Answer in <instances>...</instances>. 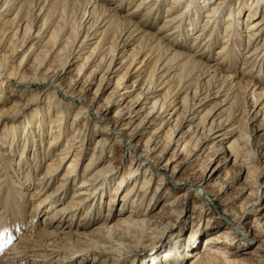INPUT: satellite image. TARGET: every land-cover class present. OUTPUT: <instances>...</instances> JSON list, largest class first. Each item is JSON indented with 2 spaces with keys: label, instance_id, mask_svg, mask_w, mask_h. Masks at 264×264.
<instances>
[{
  "label": "bare ground",
  "instance_id": "bare-ground-1",
  "mask_svg": "<svg viewBox=\"0 0 264 264\" xmlns=\"http://www.w3.org/2000/svg\"><path fill=\"white\" fill-rule=\"evenodd\" d=\"M122 1L120 0V2ZM184 1L171 0L167 8L170 14L166 15L167 18L164 20L161 29L168 27L171 31L168 34L179 32L178 35L182 33V35L186 36L185 34H189L192 29L197 27V22L195 23L196 17L193 18L191 15L196 16L199 10L207 8L208 11L203 15L205 17L203 26L190 38L193 41L192 46L196 43V47H200V49L208 48L210 52H212V46L216 43V40H219L217 28L221 22V16L217 19L216 15L220 11H224L227 5L231 6L228 16L222 19L226 21V23H223L226 28L231 29H227L221 34L222 45L214 52L215 55L213 54V58L218 57L217 59L222 60V62L227 63L229 66H223V64H217V62L213 64L207 61H200L195 57V53L173 51L164 42L162 37L141 31L137 23L132 19L142 13H145L144 15L147 18H150L153 14V9H155V12L159 11L161 7L160 2H163V0H140L133 11L128 13L130 16L128 18L120 15L117 9L113 7L107 8L103 6L99 3V0H67L61 6L56 7V9L54 7L53 11L57 12L56 17L58 18L54 26H48L47 18H44L35 35H30L33 25L30 21L26 22L23 30L26 40L29 37L31 38L29 41L37 38L45 40L46 37L48 39L44 45H40L39 47L37 44L39 41L37 40V42L30 44L29 49L38 47L37 50H39L35 56L34 63L30 67L26 68L29 54L25 53L17 63L16 68L11 69L9 61L14 63V57L19 53V50H22L24 43L27 41L25 40L22 44H16L18 39L17 31L23 24L20 21L21 18L19 19L18 17L20 9L13 19L14 21L16 19L17 21L19 20L17 29L15 28L14 31H10L1 22L4 19V15L8 13V11L5 12L4 10L7 8V4L4 2L5 5L4 7L2 5L0 10V49L3 43L6 42V39L10 43L8 44V51H6L7 49L0 50V122L7 124L9 122L7 121L8 118L9 120L11 118L15 120L16 117L18 119L27 118L31 116V112L36 114L33 115L34 118L32 120L28 119L24 123V132L20 138V140H24L22 141V148L20 150V159L27 164L28 170L25 180H28L29 184L33 177V167L27 158V151L31 146L28 140L34 137L32 146L36 161L35 168H37L38 166L41 167V156L42 158L47 155L49 157L51 152H54V147L61 139V128L63 131L62 138L66 134L68 136L64 147L58 152H54V157L47 161L46 170L42 172L36 181V186L32 189L25 185V182L21 181V175L19 174L21 166H18V170L15 169L13 167V159H8V153L3 154L4 165L0 168V175L2 176L0 180L4 177L1 180L3 182L2 188H0V264H15L23 260L26 264H53L54 262L57 264V262L59 263L63 259L67 260L69 255L77 251L82 256L91 255L92 261H98L99 257L104 256L106 258L102 260V264H109L108 262L119 264V262H122L120 256L124 255L125 259H128L129 256H132L130 254L135 252L138 244L141 245V248L137 249L138 251L147 246L156 247L166 230L169 234L175 231H171V224L166 226L160 235L153 236L156 232L151 231V222L156 217L166 213L180 197L176 195L170 199L171 192L167 188L166 193L170 196L163 202L158 211L151 212V209L155 205V203L151 204L154 198L149 195L147 196L146 192L149 190V181L153 177H156L159 181L162 180L163 184H167L165 170L168 169L171 162L178 158L175 153L180 147H182L183 152H186L190 156L192 161H195V158H198L199 152L205 149L207 140L212 141L211 148L217 150L224 147L225 141L234 135H238L240 139L230 146V149L235 154L239 153V158H234V162H239L245 167L249 166L248 172L251 174L250 178L253 177V170H256L253 164L254 159L264 157V153L261 155L260 150L256 149L255 144L258 143L257 146L260 149L264 147L260 145L261 142H258V139H255L253 131L249 132L247 130L249 128L248 124L256 116L259 114L264 116V87L259 90L257 86L259 74L254 76L256 81H258L255 83L253 79L251 81L246 80L240 75V73H243L249 76L251 75L250 71L242 70L239 73L234 71L231 72L230 76H227L228 74L225 75L224 70H231L232 66L236 70L237 55H239L240 50L239 44L241 43L242 46L243 42V39H241L243 35L241 26L250 18L256 16L259 6L264 4V0H188L186 6H181ZM43 5L39 7L38 13L35 15L36 17L41 13ZM77 5H79L78 9H80L79 14L82 15L75 18L74 24L78 18L81 21L88 13L87 18L90 17L89 21H92L89 27L96 26L99 19H102L101 22L104 21L105 24L108 23V25L104 33H102L103 35L95 41V45L86 51L82 63L79 64L77 76L86 74L89 68L91 69L86 74L80 88L75 90L74 88L78 84L76 81L80 77L78 79L72 78L68 84L63 76L66 75L68 72L67 68L73 63L70 58L78 57L72 55L75 49L71 48L77 45L79 26L71 29L70 33L66 32L68 31L66 29L67 17L68 15L71 16V10H74V7ZM179 6L180 9L174 11ZM34 8L36 9V7ZM215 16L217 20L213 24L212 19ZM92 18L95 19L91 20ZM189 20L191 23L186 24ZM209 23H212V25ZM116 25L118 27L116 35L110 42H103L106 40L108 33L112 32L113 26ZM187 25H190V27ZM263 29L264 11L258 19H255L248 25L247 35L249 44L247 45L259 42ZM208 30L210 32L207 33ZM65 37L66 39H64ZM140 37V41L145 43L146 46L140 49L138 44L136 51L133 52L136 49L134 48L130 53L126 54L128 51L126 47L134 44ZM85 38L86 36L81 41V44L84 45L81 47V50L87 48L84 42ZM62 44L63 46L61 47ZM247 45L245 46L246 49ZM9 51L11 52L9 54V57L11 55V59L8 58ZM78 52L76 51L74 54ZM54 53L57 54L58 58L50 60L51 55ZM257 64L259 65L257 71L260 73L263 71L262 65H264V37L262 42L256 43L247 53L245 50L242 68L250 67L252 70ZM149 66H151L150 69L148 68ZM170 68L178 72H175L169 79L165 80L170 74L168 73V69ZM6 71H8V75H6ZM193 71L196 72L194 74H196L197 80L200 79V82L197 87H194L195 89H193V93L191 94L192 90H190L189 84L192 82L188 78L192 77ZM101 72L102 75L98 78ZM119 72H122V74L117 79V84L114 90H112V94L106 98L103 104L96 106L94 102L89 101L82 94L85 91L92 90L97 79L99 84L94 93L100 92L102 88H106L110 84L111 79ZM132 74L137 75V78L133 82H129ZM5 77L8 80H4ZM171 78H178L177 82L171 83ZM204 78H208L206 81L207 85H204L202 81ZM216 87L219 88L213 89ZM164 88H166L165 91L160 92ZM30 89H32L33 95L30 99L31 101H28L26 100L27 94H24ZM182 89L186 90V94L180 99L179 94ZM239 89H242L241 91L245 99H247L248 94L251 95L250 98L252 99L250 105L245 100L244 113L247 121L244 120V123H246L244 129L240 128L241 125L235 126L232 123L233 118L213 117L210 110L200 116L195 114L197 109L202 106L201 102L206 99L209 93L217 96L220 94L219 92L225 90L228 91L225 92V96H227L232 90L235 93ZM9 91L21 92L14 96V99H11L7 96ZM133 93L135 95L127 99ZM202 93H206V95L200 98L199 96ZM114 96L119 97L117 103L120 107L116 111L118 122H113L106 117L109 108H106L105 105ZM237 96L238 94L235 93L232 95V99L235 100ZM41 97L45 98V103L39 116L37 109L34 108L37 104L36 102ZM259 105L261 106L258 108ZM71 106L75 108V112L70 122L71 124L67 125V117L71 111L68 107ZM253 111L255 112L251 117L250 114ZM51 113H54L56 118L51 123L53 126H51L52 130L50 133L53 132L55 135L50 139L49 147L46 151L43 147L45 124L47 123L46 116L49 118ZM93 116L103 123L102 126L108 132V138L110 135L118 134L119 139L116 140V143L129 152L130 163L128 171L117 180L115 190L112 191L115 193L119 188L127 185L130 180H133L132 185L122 194L121 204L123 205L129 196L133 199L129 205L131 208L127 210L121 206L117 215H114V220L112 217L113 221H110L111 215L106 213L107 217L97 224L95 229H91L90 231H72L73 219L77 212L83 210L82 215L87 218L92 206H95L94 203L97 195L101 191H107V184L103 187L105 180H109L111 176H116L118 173V165L114 162L100 163L103 160L99 159L100 154L97 151L102 150L105 153L107 150V146L105 145L108 138L104 135L97 138L84 170L81 171V168L79 170L78 162L88 145V142H86L87 137L84 135L85 124ZM34 119L40 120L39 125L35 126L38 129V135L34 130L35 128L31 129ZM210 119L212 120L210 121ZM79 120L83 122V125L73 130V125L77 124ZM186 122H189V126L186 130H183V125ZM156 124H159L158 128L153 129V126ZM129 125H133L132 134L129 135L127 131V135H125L123 131L127 130ZM20 127H16L10 131H17ZM70 131L73 132L68 133ZM146 133H150V135L147 137L144 149H142L143 143L139 142V139ZM2 134H5L4 130H2ZM39 134L41 136L37 137ZM29 135L31 137H28ZM193 141H196L195 145H193L195 148H190ZM13 146L10 147L12 153L15 151L13 150ZM41 147H43L42 150ZM158 150H160L159 154L154 155V152ZM166 153H172L174 158H171V156L166 164L161 166L159 162L160 158ZM69 157L71 158L68 160L67 166L59 179L60 182L49 191V188L55 183L54 177L57 175L61 163ZM7 165L8 167H6ZM94 167L95 169L89 174V171ZM9 170H12L15 174H10ZM142 173L144 177L139 184L135 179H137L138 175L141 176ZM72 181V185L75 187H73L72 194L70 195L69 185ZM174 184L177 185L176 182ZM136 186H138V190H135ZM263 186L264 181L256 182V189L252 193L258 195L264 193ZM210 189L211 187L200 189V195L203 196L204 200L201 201V205L195 203V208L199 210L200 208L203 209L207 205L206 200H214L211 198L212 195L214 197L218 196L223 191L221 189L219 193L214 195L213 190ZM43 190H45L44 193H42ZM134 190L136 191L135 194H133ZM61 195H63L64 199H62ZM42 196L44 197L41 198ZM65 198L69 199L56 207L51 213L52 204L56 201L65 200ZM110 198L108 210L114 202V196L112 195ZM100 199H102V196H100ZM46 202H49L47 208H43L44 210L39 212V214L46 213L42 221L44 226L40 227L37 232L32 231L31 233L29 228H34L37 225V222H35L37 209L42 203ZM142 203L147 205V211H144V213L139 209ZM224 206L228 208L229 213H237L238 208L233 206L232 203L224 202ZM245 207L242 205L241 209L245 210ZM94 210H96V207ZM27 211H30V221L27 220ZM261 212L256 216L255 223L247 218H243L244 221L238 220L236 222L228 218L230 223L224 225L221 229L222 231L218 234L208 236L207 244L204 242L198 248L200 249L198 253L188 260L186 264H239L242 259L236 253L243 248L241 246L242 237L246 236L247 238L250 231L252 233L256 232L252 238L257 243L248 253L251 255L257 254L259 257L263 256L260 252H264V233H262L264 232V208ZM234 218L236 217L234 216ZM26 220L27 223L25 222ZM90 220L87 222H90ZM21 230H26V232L23 231V235L19 237L18 234L22 232ZM12 231L19 238L15 243H11L13 242L11 241ZM194 234L195 232L191 230L188 236L193 238ZM129 236L135 237L139 243L136 246L125 243L122 238ZM178 236L172 237L171 242H176L175 240ZM146 238L155 239L154 245L145 244L143 240ZM207 240L205 239V241ZM142 244L144 245L143 247ZM131 246H133L134 250H131ZM178 247H171L169 251L164 252V255L161 256V258L165 257L163 260L157 257L159 262L153 264H172L171 259L183 258V254L181 255V253L179 254L175 251H179ZM91 251L92 253H90Z\"/></svg>",
  "mask_w": 264,
  "mask_h": 264
},
{
  "label": "rangeland",
  "instance_id": "rangeland-1",
  "mask_svg": "<svg viewBox=\"0 0 264 264\" xmlns=\"http://www.w3.org/2000/svg\"><path fill=\"white\" fill-rule=\"evenodd\" d=\"M65 1L67 0H0V10L1 7L5 4L6 5V11H8L7 14L4 15V19L1 20L2 23H4L7 26V29H9L10 31H14L15 28L17 29V25L19 20L17 21V19L14 21V16L15 14L19 11L18 17L20 19V21H22V27L18 29L17 31V43L16 44H22L26 39H25V35L23 34V30H24V26L26 24L27 21L32 22L31 24L33 25L31 30H30V35L34 34L38 31V29L41 26L42 21L44 20V18H47L48 21V26L56 24V22L58 21V18L56 17V13L54 12L53 9L55 7H59L61 6ZM4 2H6L4 4ZM140 2V0H123L122 2H120V0H99V3H101L103 6L107 7V8H111L113 7L114 9H117L118 13L122 16H126L127 18L130 17L128 15V13H131L133 11V9L136 7V5ZM159 2V1H158ZM161 3V7L159 9L158 12H155V9H153V14L150 16V18H147L144 14H138L137 17L133 18L132 20L134 22L137 23L138 27L140 28L141 31H145V32H149L152 34H155L157 36L162 37V39L164 40V42L170 46L172 48L173 51H183V52H190V53H195V57L197 59H199L200 61H207L210 63H216L219 64H223V66H227L228 64L225 62H222V60L217 59V58H213V54L214 52L217 50V48H219L222 45V35L224 33L225 30L227 29H231V28H226L225 24L226 21L222 20L224 19L226 16H228L229 11L231 10V6L227 5L224 8V11H220L218 13L217 19L218 17L220 18L221 16V22L219 23V26L217 28L218 30V34H219V40H216V43L212 46V52H210V50L208 51L207 49H200V47H196V43L192 46V39L190 37H193L198 30H200L199 28H201V26H203V22L205 17L203 16L205 14L206 11H208L207 8H202V10H199V12H197V15H191L193 18L196 17V21L197 22V27H195L194 29H192L190 31L189 34H185L186 36L179 34V32H174L172 34H168L169 32H171L168 27L161 29L162 25L164 24V20L167 18L166 15H169L170 12L167 11V8L169 6V4L171 3V0H163V2ZM188 3V0H185L181 6H186V4ZM44 4V5H43ZM119 4V5H118ZM43 5V9L41 11V13L36 17L35 15L38 13L39 7H41ZM234 6V5H232ZM259 6V5H258ZM36 7V9L34 8ZM53 7V8H51ZM79 5L74 7V10H71V16L68 15L67 17V26L66 29L68 31H66L67 33H70V30L73 28H77L78 27V39L76 41V46L74 48L71 49H75L74 51H79L76 54H72L75 56H78L77 58H70V60L73 61V63L67 68V73L66 75L63 76L64 80L69 84L70 80L72 78L74 79H79L76 81L78 84L77 86H75V90H78L86 76V74L88 73V71L91 69L89 68V70L86 72V74H83L81 76H77V68L78 66H80L79 64L82 63L83 61V57L86 55V51H88V49L90 50V48H92L95 45V41L100 38L104 33V30H106V27L108 25V23L105 24V22H101V20L99 19L98 24L96 26H90V24H92V21H89L90 17L87 18L88 13L86 14V16H84L82 18V20L80 21L78 18L76 23L74 24V20L77 17H81L82 14H79L80 9ZM200 8V9H201ZM92 9V8H91ZM178 9H180V6L178 8H176L174 11H177ZM60 11V10H59ZM58 11V12H59ZM173 11V12H174ZM264 11V4H261L259 6V11L257 12L256 16H254L253 18H250L249 20H247V22L244 23L242 27V38L243 42H242V46L241 43L239 44V55H237V66H236V70L233 69L235 67H233L232 65V69H227L224 70L225 71V75L230 76L231 72H240L242 70L245 71H250L251 75L246 76L243 73H240V75H242V77L246 80H254V82H258L256 81V79L254 78V76H256L257 74H259V82L257 83V86L259 87V90L262 89L264 87V65H262L263 67V71H261L260 73H258V68L259 65L257 64L256 67H254L252 70L250 69V67H243V62H244V56H245V50L246 53L247 51H249L252 47H254L257 44H259L260 42L263 41V37H264V29H263V34L261 39H259V42H253L250 45L249 41H248V31H247V27L248 25L254 21L255 19H258L262 13ZM135 13V12H134ZM198 16V17H197ZM216 16L213 17L212 19V23L214 24L216 19ZM96 18V15H95ZM92 18L91 20L95 19ZM36 19V20H35ZM13 20V21H12ZM34 20V21H33ZM5 21V22H4ZM17 21V22H16ZM191 21H187L186 24H190ZM212 23H209L210 25H212ZM186 26V25H185ZM190 27V25H187ZM51 29V28H50ZM49 30V29H48ZM118 30L117 25L113 26V30L112 32L108 33L106 40H104L103 42H110V40H112V38L116 35V32ZM185 30V29H183ZM232 31V30H231ZM49 32V31H48ZM48 32H46V34H48ZM210 32V30L207 31V33ZM241 32V30H240ZM13 33V32H12ZM186 33V32H185ZM11 35V34H10ZM96 35V36H95ZM86 36L85 38V45H86V49L81 50V47H83L84 45L81 44V41L83 40V38ZM140 36H142L140 34ZM139 37V36H138ZM31 38H27V42L24 43V46L22 48V50H19V53L16 55V57H14V63L9 61V64L11 65L10 68H16L17 63L20 61V59L25 55V53H27V55L29 54V60L26 62V65L28 67H30L34 61H35V56L36 54L39 52L38 47L40 45H44L47 41V37L45 38V40H41V39H33L31 41H29ZM66 39V37L64 38ZM63 39V40H64ZM141 37L138 38V40L136 42H134V44H131L129 46L126 47V49H128L127 53H130L134 48H136V46L139 44V48L141 49L142 47L146 46L145 43H143L142 41H140ZM41 41L40 43L37 41ZM32 42H37L38 47L35 49H29L30 48V44ZM83 42V43H84ZM10 42L7 41L3 43L2 48L6 51H8V44ZM122 45V44H121ZM248 46L247 49L245 48V46ZM63 46V44L61 45V47ZM129 47V48H128ZM122 48V47H121ZM0 49V50H1ZM137 48L134 51H136ZM34 51H36L34 53ZM200 52V53H199ZM241 52V53H240ZM243 52V54H242ZM11 52H8V58L11 59V55L9 57V54ZM57 54L54 53L52 54L50 60H56L58 57L56 56ZM215 55V54H214ZM80 57V58H79ZM202 58V59H201ZM229 66V65H228ZM149 69L151 68V66L148 67ZM189 68L191 69V67L189 66ZM10 69V71H11ZM105 69V68H104ZM148 69V72H149ZM172 69V70H171ZM165 71V70H164ZM147 72V73H148ZM175 71L173 68L168 69V73L169 76L165 79H169L173 74H175ZM193 75L192 77L188 78L189 81H191L192 83L189 84V88L190 90H192L191 94L193 93V89H195L194 87H197L199 85L200 79L197 80L196 78V72H192ZM198 73V72H197ZM122 74V72L117 73L112 79L110 84L106 87V88H102V90L100 92H95V89L98 86V79L95 82L92 90H88L83 92L82 94H84V96L86 97V99H88L91 102H94L95 105H101L105 102L106 98L108 96H110L112 94V90H114L116 84H117V79L119 78V76ZM6 75H8V71H6ZM102 75V72L98 75L100 78V76ZM137 78V75L132 74L129 82H133L134 79ZM178 78H171L172 81H170L171 83L173 82H177ZM4 80H8L6 77L4 78ZM164 80V81H165ZM205 80V81H204ZM208 80V78H204L202 81L204 83V85H207L206 81ZM239 80V78H238ZM256 87V88H258ZM192 88V89H191ZM219 87L213 88V89H217ZM166 88H164L163 90H161L160 92L165 91ZM212 89V90H213ZM32 89H30L29 91L25 92L24 95L27 94V98L26 100H30L33 92L31 91ZM242 89H239L238 91H236L235 93L238 94L237 98L232 99V95H234L235 93H233L231 90V94L229 93L227 96L225 92L228 91H221L219 92L220 94H218L217 96H215L212 93H209L206 96V99L203 100V102H201L202 106L199 107L197 109V112L195 114H197V116L203 114L204 112L206 113L207 111L210 110L211 114H213V117H219V118H233L232 123L237 126V125H241L240 128H245L246 123H244V120L247 121V118L245 116L244 113V106L246 105V101L247 100L250 105L252 99L250 98L251 95L248 94L247 95V99H245L243 96V92L241 91ZM34 91V90H33ZM21 91H9L7 93V96L11 99H14V96H16L17 94H19ZM137 92V91H136ZM135 92V93H136ZM183 92V93H182ZM135 93L131 94L130 96H128L127 99L132 98ZM186 94V90H180V94H179V98L181 99L184 95ZM206 95V93H202L199 97L201 98L204 97ZM119 97L118 96H114L109 100V103L105 105L106 108L108 109V113L106 114V117L109 118V120L113 121V122H118L117 117H116V111L119 109L120 105L117 103V99ZM44 100L45 98H40L38 99V101L36 102V106L34 109H37L38 114L40 116V112L43 109L44 106ZM31 101V100H30ZM128 101V100H127ZM263 103V102H262ZM261 105L258 106V108ZM71 109L69 116L67 117V125H70L73 114H74V109L72 106L68 107ZM199 110V111H198ZM34 111V110H33ZM36 111V110H35ZM255 111L251 112L250 116L252 117ZM204 113V114H205ZM31 116H28L27 118H19L16 117V119H7V121H9L7 124H2L0 122V168H2L3 164V154L4 153H8V159H13V167L15 169L18 170V166L20 167L19 170V174L21 175V181L25 182V185H27L28 187H30V189H32L34 186H36V181L38 180V178L41 176L42 172H44L46 170V163L47 161H49L50 159H52L54 157L55 154H53L54 152H58L60 149H62L66 143V139L68 134L64 135L62 138V128H61V139L60 141L57 143V145L54 147V152H51V155L48 157L47 156H41V167H37L36 166V161L34 159V148L32 146L33 144V139L31 135H29L28 137H31L30 140H28V142L31 143V146L28 148L27 151V158L28 160L31 162V166L33 167V177L30 180V184L28 180H25V175L26 172L28 170L27 168V164L24 163V161L22 159H20V150L22 148V141H24L23 139L20 140L21 136L23 135V128L25 127V124L28 119L32 120L34 117L33 115L34 112L30 113ZM54 113H51V115L49 116V118H47V123L45 124V140L43 142V147L44 149H48L49 147V142L50 139H52V136H54L55 134L50 133L51 132V126H53V124L51 125L53 119L56 118V116H54ZM16 116V115H15ZM38 117V116H35ZM264 116L259 114L258 116H256L254 118V120H252V122H250L249 128L247 131L254 133L253 135H255V139H258V142H261L260 145H262L264 147ZM197 120H199V118H197ZM212 119H210L211 121ZM40 123V120L38 119H34L32 124L33 127L31 129H34L37 132L38 135V129L35 127L36 125L38 126ZM83 122L81 120H79L77 122V124L73 125V130H76L77 127L82 126ZM102 122H100L96 117L94 118L91 117L89 121L86 122L85 124V128H84V135L87 137L86 142H88L87 146H86V150L83 153V155L81 156L80 160H79V170L81 168V171L84 170V167L86 165V163L88 162L89 157L91 156V153L93 151L94 148V144L97 141L98 137H101V135H104L105 137L108 138V132L103 128L102 126ZM23 125V126H22ZM21 126L19 129L10 131L11 129H15L16 127ZM126 126V125H125ZM132 126L133 125H129V128L125 131H123L125 133V135H127V131L128 134L131 135L132 134ZM159 126V124H156L155 126H153V129H157ZM189 126V122H186L185 125H183V130H186ZM95 127V129H94ZM253 128V129H251ZM2 130L5 131V134H2ZM73 131H70L68 133H72ZM77 132V131H76ZM164 132V131H163ZM75 133V132H74ZM118 134H113L110 135V137L108 138L107 144L105 146H107V150L105 153H103V151H97L100 154L99 159H102L103 161L100 163H109V162H114L116 165H118V173L116 176H111L109 178V180H105L104 185L107 184V191L104 190L103 192L101 191L98 195L97 198L95 199V206H92L91 212H90V216L88 215L87 218H85L84 215H82L83 210L77 212V214L74 216L73 219V226H72V231L74 230H81V231H90L91 229H95V226L97 224H99L100 222H102L107 216L105 215L106 213H109L111 215V220L113 221L115 219L114 215H117L118 210L124 207L125 209H130L131 207L129 206L131 203V200L133 199L132 197H128L126 202L122 205L121 204V200H122V194L125 193V191L132 185V181L130 180L129 183H127V185H124L123 188H119L115 193H113L112 190H115V186L117 183V180L128 171V166L130 163V158H129V152H127L126 150H124V148L118 146V144L116 143V140L119 139ZM150 135V133H146L144 134V136L139 139V142L143 143V146L141 147L142 149H144V145L146 144V140L147 137ZM41 135L39 134L40 137ZM240 139V137L238 135H234L232 136L229 140L225 141L224 143V147L220 148V149H212L211 148V144L213 143L210 140H207L206 145H205V149H203L201 152H199L198 158H195V161H192L190 159V156L186 153L183 152L182 147L179 148V150L175 153V155H177L178 158H176V160H174L173 162H171V164L168 166V169L165 170L166 173V181L167 184H163V181H159L156 177L151 178V180L149 181L150 184L149 185V190L146 192V195L153 197V202L151 203L153 205V203H155L153 209H151V212L153 211H158L159 207L162 206L163 202L166 201V199L170 196L167 195L166 193V189L168 188V190L171 192V196L169 197L170 199L172 197H175L176 195L179 196L180 198L170 207V209L164 213L161 216L156 217L155 219L152 220L151 222V231H155L156 233L153 234V236H158L160 235V233L162 231L165 230L166 226H169L172 224V229L174 233L169 234L168 231L166 230V232L164 233V235L161 238L160 243L156 246V247H152V246H147V247H143L144 245L142 244V249H140L139 251L137 250L138 248H141L138 243V240L135 237H123V241L127 244H134L135 246L138 244L137 248L135 249V252L129 256L128 259H125V256L121 255L120 258L122 259V262L119 264H153L156 262H159L157 260V257H159L158 259H164L165 257L161 258V256L164 255V252H167L171 249V247H177L179 246V251L175 250L177 253H181V255L183 254V258H177V259H171V261L173 262L172 264H186L188 262V260H190L192 257H194L198 251L200 249V246H202L204 244V242H208L207 238L210 235H214V234H218L219 232H221L222 228L224 227V225H227L228 223H230L229 219H232L234 222L238 221V220H243V218H247L250 221H253V223H255L256 220V216L258 215V213H262L261 211H263L264 208V193L261 194H255L252 193L253 190H255V186H256V182H260V181H264V157H259L258 159H254V166L256 167V170H253V177L250 178L251 174L248 172V167L249 166H243L241 165L239 162H234V158H239V153L235 154L230 148V146L232 145V143H235L236 140ZM196 141H193L190 145V148H193L195 145ZM240 143V140H239ZM256 143V142H255ZM258 144V143H257ZM257 144H255V147H257V150H260V154L262 155L264 153V148L260 149V147L258 148ZM13 146V150L14 153H12L10 151V147ZM235 146V145H234ZM43 147H41V150L43 149ZM236 147V146H235ZM253 147V146H252ZM162 148V147H161ZM195 148V147H194ZM47 151V150H46ZM111 151V153H110ZM181 151V152H180ZM160 152V150L155 151L154 155H158ZM36 153V150H35ZM182 153V154H181ZM235 154V155H234ZM233 155V156H231ZM172 156V153H166L164 154L163 157L160 158V164L161 166H163L164 164H166V162L168 161V159ZM231 156V157H230ZM71 157L67 158L64 162L61 163V166L59 168V170L57 171V175H55V183L53 184V186H51L49 188V191H51L60 181L59 179L62 176L63 171L66 168V164L68 162V160ZM171 158H174V156H172ZM20 162V163H19ZM17 164V165H16ZM100 165V164H99ZM247 165V164H246ZM101 166V165H100ZM8 167V165L6 166ZM12 169V168H11ZM95 169L92 168L89 171V174ZM144 170V169H143ZM164 171V170H163ZM10 174L14 175L15 173H13V171L9 170ZM144 172V171H143ZM250 174V175H249ZM138 175V174H137ZM0 177H2L0 175ZM144 175L142 173L141 176L138 175L137 179H135V181L137 180V182L140 184V182H142ZM4 178V177H3ZM2 178V179H3ZM16 178V177H15ZM150 178V177H149ZM1 179V180H2ZM0 180V188H2L3 182ZM174 182L177 183V185L174 184ZM71 184L69 185V192L70 195L72 194V189L73 187H75L73 184V181L70 182ZM159 187V188H158ZM210 190H213L214 195L219 193L221 189H223V191L221 193H219L218 196H213L211 198H213L214 200H206V204L204 206L203 209L200 208L197 209L195 208L196 205L195 203H199V205H201V201H203V196L200 195V189L202 188H210ZM138 190V186H136L135 190ZM263 192H264V186L262 187ZM34 190V189H33ZM133 191V194H135L136 191ZM45 190L42 191V193H44ZM170 194V193H169ZM64 195V193H63ZM63 195H61L62 199ZM114 196V202L113 205L108 208V202L110 201V197ZM210 195V194H209ZM100 196H102V199H100ZM206 196V195H205ZM44 196H42L41 198H43ZM69 199V198H68ZM65 198V200H61V201H56L55 203L52 204L51 206V213L52 211H54V209L56 207H58L59 205L65 203L66 200H68ZM224 202L227 203H232L233 206L237 207V213H229L230 211H228V208H226L224 206ZM49 202L46 203H42L40 205V207L37 209L36 212V216H35V222H37V225L32 228H29V231L32 233L33 232H37L39 230L40 227L44 226L42 224V221L44 220V215L46 214L45 212L39 214L40 211L44 210L47 208ZM92 203V202H91ZM244 205L245 210L241 209V206ZM46 206V207H45ZM96 207V210H94V208ZM44 208V209H43ZM260 208V210H259ZM140 211L144 213V211H147V205L142 203V205H140L139 207ZM21 210V209H18ZM259 210V212H258ZM100 214V215H98ZM27 215V220H31L29 218L30 216V211L26 212ZM233 215V216H232ZM82 216V217H81ZM100 216V217H99ZM148 216V215H147ZM234 216L237 218H234ZM243 216V217H242ZM90 217V219H88ZM113 217V220H112ZM229 218V219H228ZM27 220L25 221L27 223ZM90 222H87L89 221ZM247 220V221H249ZM244 221V220H243ZM27 227V226H26ZM25 227V228H26ZM50 229H52V227H50ZM191 230H193L195 232L193 238H190V236H188L191 232ZM22 231V230H21ZM24 231V230H23ZM20 232V234H18V236L20 237L21 235H23L24 232H26V230L24 232ZM52 231V230H51ZM13 235L11 237V243H15L17 242V240L19 238L16 237V235L14 234V232L12 231ZM256 232H249V234L245 237H242L241 243H242V249L237 252L236 254H238V256L242 259L241 262L239 264H244L243 262L246 263H253V264H264V252H260L261 257H259L257 254H253L251 255L250 252L255 246L257 241H255L252 236L255 235ZM264 233V232H262ZM260 233V234H262ZM179 235L176 238V242L172 243L171 242V238L174 236ZM242 235V234H241ZM119 237V236H118ZM205 239L207 241H205ZM237 239V238H236ZM149 240V241H147ZM197 240V241H196ZM146 241V242H145ZM154 241L155 239H144L143 242L145 244H152L154 245ZM186 241V242H185ZM158 243V242H157ZM207 244V243H206ZM131 250L133 249V246H131ZM92 253V251L90 252ZM174 253V252H173ZM110 255V254H109ZM70 257V258H69ZM124 257V258H123ZM252 257V258H250ZM57 258V257H56ZM104 258L106 257H99L98 261H92L91 259V255H84L82 256L80 254V252H76L73 253L71 255L68 256L67 260L60 261L59 263L57 262V264H102V260H104ZM23 259L26 260V258L23 257ZM260 259V260H259ZM24 261V260H23ZM17 262L15 264H26L25 262ZM133 261V263H132ZM161 262V261H160ZM109 264H112L110 262H108ZM48 264V263H47ZM55 264V262L53 263Z\"/></svg>",
  "mask_w": 264,
  "mask_h": 264
}]
</instances>
